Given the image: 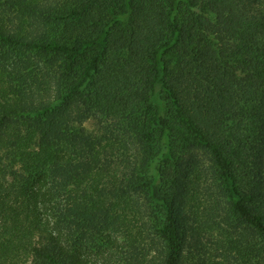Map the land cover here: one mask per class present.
<instances>
[{
    "label": "trees",
    "instance_id": "trees-1",
    "mask_svg": "<svg viewBox=\"0 0 264 264\" xmlns=\"http://www.w3.org/2000/svg\"><path fill=\"white\" fill-rule=\"evenodd\" d=\"M258 1L0 0V264H264Z\"/></svg>",
    "mask_w": 264,
    "mask_h": 264
},
{
    "label": "rangeland",
    "instance_id": "rangeland-1",
    "mask_svg": "<svg viewBox=\"0 0 264 264\" xmlns=\"http://www.w3.org/2000/svg\"><path fill=\"white\" fill-rule=\"evenodd\" d=\"M246 3H247L248 11L251 14L258 13V9H259L258 0H246ZM98 121L99 120L97 117H94V118L92 117L85 122V126L90 129L98 130L100 128L99 125L102 124V122L100 121L98 122ZM184 155H186L187 159L193 158L194 160H196V162L200 163L203 166H207L209 163L206 152L199 148H193L190 151H186ZM205 237H206L204 238L205 256L214 262L220 261L221 258H219L217 250L214 249L215 248V236L212 234L206 233ZM95 251H96L95 249H88L86 252L88 259L94 262H96L97 260H100L99 259L100 255L98 254L97 256H95Z\"/></svg>",
    "mask_w": 264,
    "mask_h": 264
}]
</instances>
